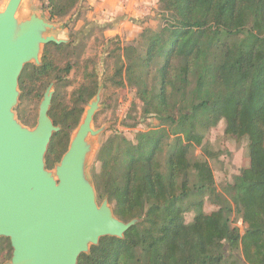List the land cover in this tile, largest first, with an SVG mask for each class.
<instances>
[{"label": "trees", "instance_id": "1", "mask_svg": "<svg viewBox=\"0 0 264 264\" xmlns=\"http://www.w3.org/2000/svg\"><path fill=\"white\" fill-rule=\"evenodd\" d=\"M79 1L49 0L45 10L49 19L62 18ZM159 3V27L145 28L112 56L117 82L134 88L143 115L156 116L164 129L136 140L112 134L91 175L98 197L108 198L116 217L139 221L122 238L102 237L77 264H264V0ZM70 47L48 43L40 65L24 66L20 102L29 95L41 99L51 81L58 88L70 84L48 51ZM89 99L82 87L72 90L69 103L54 90L49 115L61 129L49 144L48 168L67 151ZM18 118L23 121L21 112ZM220 119L229 134L248 137L250 157L222 191L210 163L194 155L210 122ZM205 198L217 208L206 212ZM189 211L195 212L191 222ZM234 214L244 230L233 224ZM12 252L2 237L0 264Z\"/></svg>", "mask_w": 264, "mask_h": 264}, {"label": "water", "instance_id": "2", "mask_svg": "<svg viewBox=\"0 0 264 264\" xmlns=\"http://www.w3.org/2000/svg\"><path fill=\"white\" fill-rule=\"evenodd\" d=\"M22 0L0 10V239L10 240V260L2 264H77L102 237L122 238L139 219L115 216L107 197L101 204L85 172L90 135L100 91L55 169L46 164L52 136L61 127L49 115L51 83L40 102L35 127L23 125L14 111L19 78L28 63L41 64L44 45L66 42L50 34L57 26L33 13L19 18Z\"/></svg>", "mask_w": 264, "mask_h": 264}, {"label": "rangeland", "instance_id": "3", "mask_svg": "<svg viewBox=\"0 0 264 264\" xmlns=\"http://www.w3.org/2000/svg\"><path fill=\"white\" fill-rule=\"evenodd\" d=\"M8 1L0 0V10H4ZM48 1L22 0L17 16L26 18L35 13L43 17L57 26V29L50 31V34L65 39L66 42L71 44L70 49L66 51H57L55 48L48 49L53 54L57 66L62 69L60 74L70 84L58 88L55 85L56 81H51L48 86L53 83L52 89L55 90V95L65 103H69L70 94L76 87H82L90 95L88 103L84 105L81 122L89 103L96 99L100 91L99 106L94 115L92 127L94 129L105 128L100 133L88 137L89 142L92 144V150L87 156L85 172L92 181L93 170H98L100 167L97 160L99 149L109 136L119 133L131 140H136V138L142 137L143 134L145 136L156 134L164 129L156 116L143 115L142 104L136 96L135 89L117 82L120 77L114 73L116 61L112 56L120 48L133 44L145 28L156 29L159 27L162 22L160 3L159 0H151L147 7L143 9L144 12L140 13L139 18H144L147 22L136 35H133L134 27L121 35L106 33L109 22L113 24L115 19L99 20V17L96 18L90 0H80L67 16L54 19H49V14L45 10ZM116 16L113 15L112 18H116ZM134 18L138 17L134 16ZM44 46L41 56L44 53ZM67 67H69V72L65 71ZM87 72H94L96 77H88L89 73ZM90 77L94 78L91 79ZM42 88L41 85L40 89ZM46 89V87L43 88V96ZM42 98L38 99V97L29 95L22 102L19 99L14 111L17 118L21 112L23 118L29 121L28 124H25L24 119L23 122L18 118L23 125L30 128L35 127ZM77 128L72 130L69 144ZM248 144L249 139L247 136L236 138L226 131V121L224 119L210 122L203 141L204 147L197 146L194 155L210 163L219 191H222L228 183L233 182L234 176L250 165ZM58 163H55L49 169L54 170ZM103 199L98 197V203L101 204ZM216 208L217 206L211 203L208 198H205L204 210L206 212L209 213ZM194 215V211L187 212L185 215L186 221L191 222ZM232 219L234 225L239 226L241 230L245 229L246 225L238 215L234 214Z\"/></svg>", "mask_w": 264, "mask_h": 264}, {"label": "crops", "instance_id": "4", "mask_svg": "<svg viewBox=\"0 0 264 264\" xmlns=\"http://www.w3.org/2000/svg\"><path fill=\"white\" fill-rule=\"evenodd\" d=\"M151 0H90L94 7L93 14L99 20L115 19L113 24L109 22L106 33L121 34L127 33L133 27L136 35L142 26L147 22L144 18H139L141 12ZM117 15L116 18H112ZM134 16L138 18H134ZM112 21V20H111ZM137 31V32H136Z\"/></svg>", "mask_w": 264, "mask_h": 264}]
</instances>
